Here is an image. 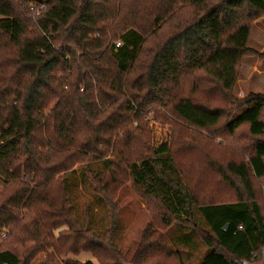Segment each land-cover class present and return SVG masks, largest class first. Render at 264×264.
I'll return each instance as SVG.
<instances>
[{
    "label": "trees",
    "instance_id": "1",
    "mask_svg": "<svg viewBox=\"0 0 264 264\" xmlns=\"http://www.w3.org/2000/svg\"><path fill=\"white\" fill-rule=\"evenodd\" d=\"M126 1L46 0L33 19L29 3L39 1L0 0V197L17 188L0 201V234L11 226H66L99 254L101 242L77 230L60 176L110 155V169L86 175L111 208L127 176L139 197L156 202L164 229L192 220L197 209L213 236H202L209 253L200 264L261 260L264 210L253 183L264 179V95H248L239 104L244 110L230 121L206 99L233 100L238 65L252 52L246 44L253 24L264 18V0H179L193 3L192 20L181 23L182 8L159 0L150 7L147 28L139 22L149 13L132 8L121 14ZM118 16L131 21L122 24ZM159 24L169 32L162 42ZM155 106L190 131L210 135L224 128L225 135L236 137L246 128L247 161L213 168L233 190L230 202L197 205L168 145L145 155L138 151L135 133L146 127L142 113ZM161 238L153 237L147 252H166ZM63 239L64 234L57 241ZM78 249L68 246L61 255ZM0 264L23 263L0 249Z\"/></svg>",
    "mask_w": 264,
    "mask_h": 264
},
{
    "label": "rangeland",
    "instance_id": "2",
    "mask_svg": "<svg viewBox=\"0 0 264 264\" xmlns=\"http://www.w3.org/2000/svg\"><path fill=\"white\" fill-rule=\"evenodd\" d=\"M37 1L39 2L29 3V6L34 8L31 10L34 12L33 19L39 17L45 10L44 6L38 3L46 0ZM158 1L127 0V8L121 14L124 15L125 12L131 14L132 8L149 13L153 2ZM192 7L193 3L190 1L185 3L179 0L172 1V8L176 10L182 8L181 17L178 18L179 23L192 20ZM150 14L145 15L143 21L139 22L146 28L151 24ZM119 16L117 21H121L122 24L130 23V17L119 18ZM168 18L170 19L169 15L164 23L169 20ZM258 23L256 28H254L255 23L253 24L246 44L252 52L244 54L238 65L237 81L231 95L233 100L228 101L220 95L206 99L211 108H220L226 113V121L233 120L244 110L239 104L248 95H264V18ZM161 25L159 24L160 34L159 31L157 32L159 27L157 26L153 31H149L148 36L157 32V36L160 35L158 40L160 42L168 37L169 32L163 30ZM133 50L134 48H129V51ZM129 59L128 57L126 60L127 64ZM140 121L146 127L142 128L140 133H135L139 145L138 151L145 155L162 144L168 145L182 173L184 185L194 194L197 205L230 202L229 198L233 199V190L220 182L213 168L225 167L231 162L247 161L250 152L247 139L250 136L246 128L239 130L236 137L225 135L224 128L217 129L210 135L201 131H190L182 126H175V123L178 124L177 120L166 109L158 106L144 110ZM123 156L125 157L124 153ZM113 161L110 155L99 157L86 164L87 166L75 165L70 172L60 176L61 191L66 195V206L70 209L77 230L101 242L102 248H99L101 251L99 254L96 255L93 251L97 250L84 244L83 240H75L66 226L51 229L48 224L43 228L32 225L25 226V229L6 227L0 234V249L12 251L23 264H38L49 257L53 261L50 264L65 262L178 264V260L181 264H200L209 253L202 236H213L197 209L194 208L192 220L174 222L164 229L159 222L162 214L159 210L155 211V208L158 209L156 202H149L139 197L127 176H124L125 182L115 194L111 208L105 198L98 193L95 184L89 181L86 170L99 174L110 169ZM25 178L22 175L20 179L26 181ZM106 178L105 176L103 179ZM253 187L258 196L257 200L264 210V179L254 182ZM16 189L9 187L4 192V196L0 197V201L10 198ZM2 191L3 188L0 187V192ZM230 195L231 197L227 198ZM24 213L21 221H24V216L27 214L26 211ZM62 234L65 239L57 241ZM158 236L162 237L166 252L161 249L147 252L145 245L152 241L153 237ZM75 245H79L75 254L61 255L66 247ZM261 261L262 259H256L252 264H260Z\"/></svg>",
    "mask_w": 264,
    "mask_h": 264
},
{
    "label": "water",
    "instance_id": "3",
    "mask_svg": "<svg viewBox=\"0 0 264 264\" xmlns=\"http://www.w3.org/2000/svg\"><path fill=\"white\" fill-rule=\"evenodd\" d=\"M225 230V229H224ZM242 264H252V263H249V262H242ZM260 264H264V251L262 252V261Z\"/></svg>",
    "mask_w": 264,
    "mask_h": 264
},
{
    "label": "crops",
    "instance_id": "4",
    "mask_svg": "<svg viewBox=\"0 0 264 264\" xmlns=\"http://www.w3.org/2000/svg\"><path fill=\"white\" fill-rule=\"evenodd\" d=\"M259 21H260V20H259ZM259 21H258V22H259ZM258 22L255 23L254 28H256V27L258 26V24H259ZM248 38H249V37H248Z\"/></svg>",
    "mask_w": 264,
    "mask_h": 264
},
{
    "label": "built area",
    "instance_id": "5",
    "mask_svg": "<svg viewBox=\"0 0 264 264\" xmlns=\"http://www.w3.org/2000/svg\"><path fill=\"white\" fill-rule=\"evenodd\" d=\"M116 46H117V47H119V46H120V44H119V43H117V44H116Z\"/></svg>",
    "mask_w": 264,
    "mask_h": 264
}]
</instances>
